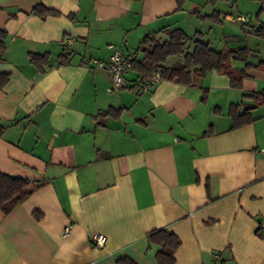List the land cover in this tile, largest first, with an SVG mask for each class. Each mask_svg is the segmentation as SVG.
<instances>
[{"label": "crops", "instance_id": "crops-1", "mask_svg": "<svg viewBox=\"0 0 264 264\" xmlns=\"http://www.w3.org/2000/svg\"><path fill=\"white\" fill-rule=\"evenodd\" d=\"M246 3L186 0L179 10L175 0H0V73L8 74L0 173L26 180L30 192L0 210V264H116L119 255L157 264L147 235L159 228L180 240L174 264H264V105L238 128L229 115L231 105L252 104L245 96L264 88V70L246 69L240 88L213 70L141 91L147 77L133 67L113 91L111 72L91 61L108 62L117 45L141 62L145 36L164 43L178 29L190 39L186 52L195 40L247 47L256 65L264 42L251 31L264 27V1ZM36 4L56 14L40 17ZM214 12L218 22L198 16ZM109 110L119 112L101 114ZM96 233L102 247L91 242Z\"/></svg>", "mask_w": 264, "mask_h": 264}, {"label": "trees", "instance_id": "trees-1", "mask_svg": "<svg viewBox=\"0 0 264 264\" xmlns=\"http://www.w3.org/2000/svg\"><path fill=\"white\" fill-rule=\"evenodd\" d=\"M139 1V0H136ZM186 0H175L177 8L182 9ZM264 1V0H260ZM32 12L40 17H45L48 14H56L55 11L46 9L41 4H36ZM197 13V12H196ZM198 16L201 19L209 18L213 21H219V14L214 12L209 16ZM255 36L264 38V27L252 30ZM169 40L160 43L154 39L153 34L145 36L139 44L138 51L143 54L141 62H135L133 67L136 68L144 77H148L154 68L161 72V79L175 81L183 84H190L195 78L203 77L208 72L215 70L218 73L225 74L230 79V85L233 88H240L242 81L248 75L246 69L250 67L260 68L264 70V60L253 65L247 63L248 57L251 55V50L247 47L242 48H225L223 50H215L209 44L195 40L191 51H185L186 45L190 39L181 30L175 29L168 32ZM5 38V33L0 31V52L4 49L2 39ZM183 60L180 64L166 66L164 63L170 56L182 55ZM232 60L245 62L243 68L237 69L232 67ZM38 58L32 56V62L36 63ZM45 61V59H44ZM8 80V74L0 73V88L3 87ZM251 99L252 104L245 108L243 112H239V105H231L229 115L232 119V128H238L245 124L251 123L254 118L251 115V110L258 106L264 105V88L260 91H254L245 96ZM119 112V110L105 111L102 115ZM2 128L0 127V134ZM27 181L0 173V210L7 214L14 206L23 201L30 193L26 191ZM36 187L40 183L35 184ZM38 216V215H36ZM148 242L159 246L156 253L157 264H174V253L180 246L179 238L163 229H154L147 235ZM116 264H136L133 260L124 255L116 257Z\"/></svg>", "mask_w": 264, "mask_h": 264}, {"label": "built area", "instance_id": "built-area-1", "mask_svg": "<svg viewBox=\"0 0 264 264\" xmlns=\"http://www.w3.org/2000/svg\"><path fill=\"white\" fill-rule=\"evenodd\" d=\"M240 22L247 21L246 17L243 15H237L235 17ZM72 40L66 39L65 44L67 47L71 46ZM111 54L109 56L108 62L92 59V63L99 68H107L112 74V90L118 91L123 83H124V76L128 73L132 68L135 59L127 55L123 46L117 45H110ZM161 80V72L159 69L154 68L151 73L148 75L147 79L143 81L139 86L141 91H150L152 90L157 83ZM261 153H264V149H260ZM69 230V226H65L63 229L62 234L65 235ZM258 231L264 234V218L260 219L258 222ZM106 241V237L103 234H94L91 237V242L96 247H102ZM214 259H219L220 254L214 253Z\"/></svg>", "mask_w": 264, "mask_h": 264}, {"label": "rangeland", "instance_id": "rangeland-1", "mask_svg": "<svg viewBox=\"0 0 264 264\" xmlns=\"http://www.w3.org/2000/svg\"><path fill=\"white\" fill-rule=\"evenodd\" d=\"M250 1H251V0H246V2H247L246 5L249 4ZM260 13H261V12H260ZM243 16L246 17L247 21H250V17H249V16H247V15H243ZM252 20H253L254 22H256L255 15L252 17ZM247 23H249V22H247ZM254 38H256L255 41H257V42H264V38H261V37H258V36H255ZM261 50L264 51V49H261Z\"/></svg>", "mask_w": 264, "mask_h": 264}]
</instances>
